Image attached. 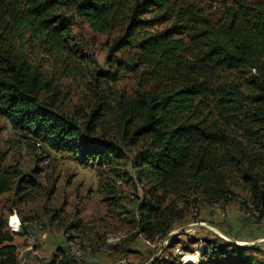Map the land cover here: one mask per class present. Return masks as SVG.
<instances>
[{
  "label": "trees",
  "instance_id": "1",
  "mask_svg": "<svg viewBox=\"0 0 264 264\" xmlns=\"http://www.w3.org/2000/svg\"><path fill=\"white\" fill-rule=\"evenodd\" d=\"M77 19L106 36L107 68L85 83L88 109L66 113L61 79L87 75L70 34ZM0 117L39 141L42 159L52 150L109 172L101 201L131 215L122 243L159 242L204 206L264 210V0H0ZM2 162L0 153V195L12 192L13 204L45 185L40 167L24 174ZM129 182L141 193L123 195ZM14 213L0 211V264H22L7 227ZM179 235L183 253L202 243L189 264H250L261 251L188 232L162 252ZM160 256L149 264H175Z\"/></svg>",
  "mask_w": 264,
  "mask_h": 264
},
{
  "label": "rangeland",
  "instance_id": "2",
  "mask_svg": "<svg viewBox=\"0 0 264 264\" xmlns=\"http://www.w3.org/2000/svg\"><path fill=\"white\" fill-rule=\"evenodd\" d=\"M70 34L72 42L75 43L78 52L86 56V62H84V65L86 67L87 75L85 80L81 82H69L68 80L61 79V81L65 82L61 92L66 93L62 106L66 113L72 112L73 109H88L94 97L93 92L89 91L85 83H90L92 81L90 73L93 70L107 68L105 62L107 53L105 35L93 32L85 22L78 19L71 26ZM50 65L51 62H49V59L47 62H44V67L48 70L51 68ZM119 85L121 86L123 83ZM13 132L14 129L10 127L8 122L0 117V153L3 157L2 166L17 169L24 174H30L33 168L40 167L42 172L39 174L38 181L40 180L39 182L45 185L33 192L31 200L26 203L13 204L12 192L0 195V211L4 208L12 207V211L16 212L11 215L7 222V227L11 232H17L15 229L19 224L28 227L24 224L27 220L36 219L39 223L37 226H42L41 221L42 223H44L45 220H52L53 222L54 220L57 221L54 224H60L67 231L66 250H70V252L64 253L60 256V252L57 251V256L52 264H57L63 256L73 259L75 263H80L90 253H99L106 257L112 255L114 260L119 257L124 258L120 259L118 264H125L126 261H129L128 259H130V262H136L138 264L150 263L149 261H151V258L155 254L156 249L161 245L163 239L159 242L149 240L151 246H148V248L144 243L146 239L139 235L143 241L145 240L144 242L139 239L136 241V237H133L130 240L135 243L134 246L142 247V245H144V247L141 248L142 252L138 249H126V245L130 240L122 243L121 238H124L126 235L124 231L127 232L131 230L132 222L130 213L119 212L122 211V208L118 210H107L106 206L101 201L102 190H100V184L101 181L103 183L106 181L105 177L109 172H103L102 175V170H100L101 167L94 165H80L67 156L59 157L58 159L52 158L49 163V157L48 161L47 157L42 159L44 149L40 148L41 143L39 141H34L37 145H33L28 139L23 138L20 135H14ZM41 164H43V168L41 167ZM51 186L54 187V192L52 194L48 193ZM133 191H137V193L140 194V185L133 187L129 182L126 185L123 184V187L121 188L122 194L127 196V198ZM235 191L239 193L240 197L246 196V193L239 189H235ZM125 201V203H127V201L130 200L125 199ZM233 201L236 202L235 200ZM127 205H129V203ZM247 209L248 208H240L242 213L248 212ZM195 211H198V209L196 210V208H194L192 214H195ZM22 215L33 216L34 218L22 221L20 219ZM195 222H199L196 221V216L189 215L186 220L178 224V227L174 230H178ZM74 226H80L81 230L77 231V229H72ZM196 227L197 229L193 233L198 234L199 236L197 237H213L216 235L225 238L221 233L218 235L211 226L209 227H211L215 233L210 231L203 224L198 223ZM188 232H190V230H188ZM70 236L72 238H70ZM104 239L105 242L102 244L101 242ZM179 240V244H187L186 237H180ZM139 241L142 243L137 245ZM71 243L78 245L84 244V247L89 246L88 248L90 250L84 255V258L81 257L82 261L76 260L77 258L74 259L76 256H72L70 249ZM22 244L19 246H22ZM97 245H100L98 250L93 251V246ZM103 245L106 247L108 246V250L109 247L111 248L112 251H109L110 254L107 253L108 251L100 250ZM255 246L259 247L261 251L254 252V254L252 253L253 256L249 259V263L264 264V243ZM155 247V251L152 252L151 249H154ZM188 247L192 250L188 251L191 253H183V250L179 246H174L172 252L167 250L166 259L175 264L197 262L198 257L196 253L202 251V244L199 242L197 244L194 243V245L188 244ZM32 248H34V246ZM179 250L180 253H178ZM161 253L159 255H161ZM192 253H194L196 259L193 257ZM34 256L39 264H45L49 261L51 255L45 257L41 254H34ZM160 258L164 259L163 256H160ZM45 259H48V261L44 263ZM190 259L193 261H189ZM164 263L165 262H162V264Z\"/></svg>",
  "mask_w": 264,
  "mask_h": 264
},
{
  "label": "crops",
  "instance_id": "3",
  "mask_svg": "<svg viewBox=\"0 0 264 264\" xmlns=\"http://www.w3.org/2000/svg\"><path fill=\"white\" fill-rule=\"evenodd\" d=\"M48 152H49L48 153L49 156L51 157V160L52 158L58 159L59 157H64L63 154L54 152L52 150H49ZM220 211H223V214H221ZM11 215L12 214H8L7 216L10 218ZM196 217H197L196 221L203 222V225H205L210 231L214 232L213 229L208 226V223L215 225L217 228L221 229L226 234L231 236L238 243H244V244L254 243L255 245L264 243V224L256 223L248 216H246L244 213H242L237 202L230 201L224 205L214 204L211 206L201 207ZM55 222L57 221L54 220L53 222L52 220H45L44 223H42L41 221L42 224L41 230L30 228V225H26L28 227H25L24 231L21 230V227H24L23 225L21 226L19 224V226L16 227L15 230L17 232H14L15 234H14L13 244L17 247L18 258L22 264H39L34 254H41L44 255L45 257H49V255H51L50 256L51 259L52 254L58 248L59 249L64 248V250H66L67 231L60 224L57 223L54 224ZM38 224L39 223L37 221V223L34 224V226H37ZM74 227L72 229H77V231L81 230L80 226H74ZM196 229L197 227L190 229L189 233L193 234L195 237L199 236L198 234L193 233L195 232ZM216 232L218 234L221 233L219 231ZM180 237L187 238V236L179 235V238ZM138 239L143 241L140 236L136 237V241H138ZM139 243L142 242L139 241L137 245H140ZM199 243L202 244L201 242ZM21 244L22 246H19ZM134 245L135 243L130 240L126 245V249L127 250L138 249L142 252L141 248L144 247V245H142V247H138ZM33 246L34 248H32ZM145 246L147 245L145 244ZM177 246L180 247L181 244L178 243ZM170 252H172V249L170 250ZM166 253L167 251L161 253V256L166 258L167 257ZM120 259H124V258L119 257L115 259L116 260L115 261L112 255L110 257H106L99 253H90L83 259L82 262L75 264H116L117 262H119ZM128 260H129L128 262H130V259ZM46 261H48V259H45L44 263ZM131 264H138V263L131 262Z\"/></svg>",
  "mask_w": 264,
  "mask_h": 264
},
{
  "label": "bare ground",
  "instance_id": "4",
  "mask_svg": "<svg viewBox=\"0 0 264 264\" xmlns=\"http://www.w3.org/2000/svg\"><path fill=\"white\" fill-rule=\"evenodd\" d=\"M46 164V163H45ZM40 181V180H39ZM197 210V209H196ZM249 210V209H248ZM247 210V211H248ZM256 212H258V210H256L255 208L254 209H251L250 211H248V212H244V214L246 215V216H248L250 219H252L253 221H260V214H258V213H256ZM34 221V224H36L37 223V220L36 219H33V220H27V221H25L24 222V224L25 225H30V222H33ZM212 228H214V227H212ZM214 231L216 232V231H219V229H217V228H214ZM219 232H221V231H219ZM218 234V233H217ZM223 236H225L223 233H221ZM219 235V234H218ZM72 242H74V241H72ZM149 242V241H148ZM75 243V242H74ZM74 243H71L70 244V249H75V250H71V254H72V256H76L74 259H76V260H80V258L81 257H83L84 258V255L86 254V253H88V251L90 250L88 247H84V244L82 245V244H80V245H78V244H74ZM167 242L165 241H162V245L165 247V244H166ZM240 244H244V243H240ZM87 245V244H86ZM89 245V244H88ZM91 247V246H90ZM108 247V246H107ZM105 245L104 246H102V248L100 249L101 251L103 250V251H108V248H107ZM110 248V247H109ZM112 251V250H111ZM91 252V251H90ZM107 253H109V252H107ZM69 254V253H68ZM110 254V253H109ZM60 259H61V257H60ZM59 259V260H60ZM80 262V261H79Z\"/></svg>",
  "mask_w": 264,
  "mask_h": 264
},
{
  "label": "water",
  "instance_id": "5",
  "mask_svg": "<svg viewBox=\"0 0 264 264\" xmlns=\"http://www.w3.org/2000/svg\"><path fill=\"white\" fill-rule=\"evenodd\" d=\"M197 222H195V223H191V224H189V225H187V226H185V227H183V228H180V229H178V230H174V231H171L164 239H163V241L165 242H168L169 241V239H171L172 237H174L176 234H179V233H186V232H188V230H190V229H192V228H194V227H196L197 226ZM200 224V223H199ZM208 226H211V227H214V228H217L215 225H213V224H211V223H208ZM217 229H219V228H217ZM219 231H221V233H223L224 235H225V238L224 237H222V238H224V239H226V240H228V241H230V242H232L233 244H236L237 246H255V244L254 243H251V244H240V243H238L236 240H234L231 236H229L228 234H226L224 231H222L221 229H219ZM163 249H164V246L161 244L157 249H156V252H155V254L153 255V257L151 258V261H153L162 251H163ZM151 261H149V262H151ZM119 262H117L116 264H118ZM125 263H131V262H128V261H126ZM148 263V262H147Z\"/></svg>",
  "mask_w": 264,
  "mask_h": 264
},
{
  "label": "built area",
  "instance_id": "6",
  "mask_svg": "<svg viewBox=\"0 0 264 264\" xmlns=\"http://www.w3.org/2000/svg\"><path fill=\"white\" fill-rule=\"evenodd\" d=\"M13 133H14V135H20V133L18 131H16V130H14ZM30 141H31V143L33 145H37L36 143H34V139H31ZM47 161H48V157H47ZM41 166H43V164H41ZM38 179H39V176L37 177V181H38ZM196 213H197V211H195V214ZM220 213L223 214V211H220ZM256 213L260 214V221H254V222L259 223V224H264V210L261 207H259L258 208V212H256ZM199 223H202L203 224V222H199ZM30 228L41 229L42 226H34V221H33V222H30ZM145 244L147 246H149V247L151 246V242H145ZM71 250H75V249H71ZM110 250H111V248H109L108 252ZM59 252H60V256H61L64 253L70 252V250H64V248H60V251ZM178 253H180V250H179ZM80 260L82 261V258H80Z\"/></svg>",
  "mask_w": 264,
  "mask_h": 264
}]
</instances>
